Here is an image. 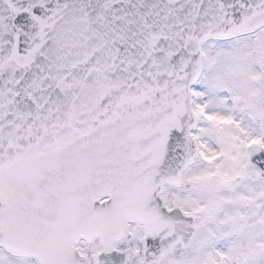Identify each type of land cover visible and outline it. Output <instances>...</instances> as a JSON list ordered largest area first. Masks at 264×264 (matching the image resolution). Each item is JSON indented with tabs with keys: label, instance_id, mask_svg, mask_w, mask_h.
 I'll list each match as a JSON object with an SVG mask.
<instances>
[{
	"label": "snow or ice",
	"instance_id": "snow-or-ice-1",
	"mask_svg": "<svg viewBox=\"0 0 264 264\" xmlns=\"http://www.w3.org/2000/svg\"><path fill=\"white\" fill-rule=\"evenodd\" d=\"M0 264H264V0H0Z\"/></svg>",
	"mask_w": 264,
	"mask_h": 264
}]
</instances>
